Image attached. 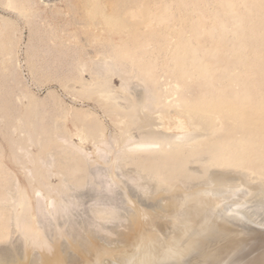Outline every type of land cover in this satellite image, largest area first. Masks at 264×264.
<instances>
[{
  "label": "bare ground",
  "instance_id": "bare-ground-1",
  "mask_svg": "<svg viewBox=\"0 0 264 264\" xmlns=\"http://www.w3.org/2000/svg\"><path fill=\"white\" fill-rule=\"evenodd\" d=\"M59 4L0 0V10L30 28L32 74L82 99L97 96L116 130L90 109L78 111L76 135L91 141L88 152L58 124L63 107L52 93L24 103L20 31L1 13L0 135L27 186L0 145V264L91 263L76 253L94 255L92 264L106 256L124 264H264V224L245 222L257 223L247 217L248 200L264 199V0ZM88 186L92 224L83 222L134 248L114 255L100 247L101 235L92 241L93 226L82 229L86 236L77 231L69 214ZM120 199L134 209L119 232L104 224L123 221ZM66 217L72 221L61 223Z\"/></svg>",
  "mask_w": 264,
  "mask_h": 264
},
{
  "label": "rangeland",
  "instance_id": "rangeland-1",
  "mask_svg": "<svg viewBox=\"0 0 264 264\" xmlns=\"http://www.w3.org/2000/svg\"><path fill=\"white\" fill-rule=\"evenodd\" d=\"M50 2L51 3H58V6H60V4H59V2H60V0H50ZM41 8H44L43 6L41 7ZM1 13H3L2 15L3 16H5V17H7V18H10L11 20H13L14 21V24L16 25H18V30L20 31V34H19V38H18V40H17V53H16V56H17V62H18V65L20 66V77H21V79H22V81L24 82V85H25V87H26V89L28 90V92H29V95H30V100H25V104H28L30 101H39V100H42V99H44V98H46L48 95H49V93H52V95L62 104V107H63V111H62V114H63V117L62 118H59L58 119V124L60 125V126H62V128L65 130V131H67V132H69L70 134H73L72 135V141L73 142H75V143H77V144H82L85 148H86V150L88 151V152H91V151H93V145H92V143H91V141L89 140V141H84V142H81V140H80V138L76 135V133H77V129H76V126H77V124H78V111H81V109H84V110H87V109H90L92 112H94L95 113V115L98 117V119L99 120H101V122L103 123V125L109 130V131H115L116 130V125L114 124V118L113 119H111L112 117H109V116H107L105 113H104V111L99 107V105H98V102H99V99H98V97L97 96H91L89 99H82L81 98V96L79 95V94H73V93H70V92H68V91H66L57 81H55L53 78H50V76H41V78L39 77V78H36L33 74H32V72H31V70L29 69V67H28V63H27V54H28V51H27V44H28V42H29V40H30V28H28V26L25 24V21H23V20H18L17 18H14L15 16H12L11 15V17H10V15H6V13H4V12H2L1 10H0V14ZM45 15H48V13L46 12L45 13ZM16 19V20H14V19ZM60 20V21H59ZM58 21V22H57ZM16 22V23H15ZM18 22V23H17ZM57 22V23H56ZM24 23V24H23ZM55 23V24H54ZM53 24L54 25H56V27L58 26V25H60L61 24V19H58V20H55V21H53ZM17 27V26H16ZM113 84H114V86H116L117 88H119L120 87V85H121V82H120V80H119V78H117V77H115L114 79H113ZM114 127V128H113ZM2 140V141H1ZM80 140V141H79ZM4 140H3V138H2V136L0 135V142H2V143H0V145L2 146V145H5L4 147H3V149L5 150L4 151V153H5V157H4V162L6 163V165L16 174V177L18 178V181H19V183H21L23 186H27V182H26V179H25V177H24V175L22 174V173H20L21 171H20V169L13 163L12 164V162H11V160L10 159H7V158H9V156H8V154H9V152L7 151L8 150V147H7V145H6V143L5 142H3ZM5 147H6V149H5ZM7 152V153H6ZM5 159H6V161H5ZM8 163V164H7ZM15 166V167H14ZM19 169V170H18ZM20 171V172H19ZM119 173V172H118ZM120 174V173H119ZM125 180V179H124ZM53 182H57L56 181V179H53ZM94 192V191H93ZM93 192H92V190H91V187L90 186H88V188L86 187L85 188V190H83V191H81V193H82V197H81V199H80V204H81V206H79L78 208H76V209H74L73 211H72V215L71 214H69L70 215V217H71V219H72V217H73V219L76 221V222H78V225H76L75 226V228L77 227V228H79V229H77V231L79 232V231H81L80 232V234H82L81 236H86V235H84V232H86V230L85 231H82V229L85 227V229H87V228H89V229H91L90 227H92L93 226V228H96V227H94V225H92V226H87V224L89 223V224H92L91 222H89L90 221V217H91V219H92V216H90L89 217V221L87 220V218H86V215H89V210H88V207L90 208V205H92L93 204V202L90 200L91 198H92V196L93 195H95V193L93 194ZM80 194V193H79ZM120 197V196H119ZM133 198V200H134V195L132 196ZM254 199V198H253ZM254 200H257V198H255ZM262 200H264V199H261V202H260V204H262V205H260V204H255V203H259V199H258V201H253V200H251V199H249L248 200V206H249V208L246 210V211H249V213H247V217L248 218H252V217H250L248 214H250V215H252L253 216V218H254V220H257V223H256V221H255V223H252L251 221H253V219H251L250 221H245L246 222V224L248 225L249 224V226L250 227H252V226H254V227H252V228H263L262 226H261V223H263L264 224V203H262V202H264V201H262ZM249 201H251L250 203L251 204H249ZM118 211H120L119 213H121V214H119V215H121V219L123 218V221L122 222H120V221H117L118 223H116V222H114V224H115V226L116 227H118L119 225V223H123L122 224V226H123V228H125L126 226H127V224L129 223L128 222V220L130 219V217L128 218V216L130 215L131 216V214H132V209H134V208H132L130 205H128V206H126V205H124L125 204V202L123 203V201H122V199H120V200H118ZM123 203V204H122ZM254 203V204H253ZM247 204H246V206L245 207H247ZM131 207V209H130V207ZM129 207V208H128ZM86 210H88V211H86ZM132 211V212H131ZM86 212H87V214H86ZM86 214V215H85ZM91 214V213H90ZM127 216V217H126ZM69 217V216H68ZM69 217V218H70ZM67 219V217H66V220L65 219H60V222L62 223L63 221H67V220H69V221H72V220H70V219ZM128 218V219H127ZM87 221H86V220ZM73 220V221H74ZM74 221V222H75ZM83 221H85V222H83ZM73 222V223H74ZM75 222V223H76ZM93 222V221H92ZM70 223H72V222H70ZM72 223V224H73ZM85 223V224H84ZM102 224L104 223V222H101ZM127 223V224H126ZM77 224V223H76ZM113 224V225H114ZM117 224V225H116ZM126 224V225H125ZM75 225V224H74ZM105 225V227H109V225H110V227L112 228V229H114V230H116V231H125V229H123L122 228V230H118L119 229V227H121V225L116 229V227H113V225H112V223L111 222H108V223H106V224H104ZM107 225V226H106ZM260 225V226H259ZM81 226V227H80ZM125 226V227H124ZM109 227V229H111ZM80 228H81V230H80ZM97 229V228H96ZM95 229V231L94 230H92L91 229V233H93V240L92 241H94L95 239L98 241L99 239H101L102 238V244L100 245V247H106V249L104 250V252H111L112 254H114V255H121L122 253H124V252H128L129 250H131L132 248H134V243H130V244H125V245H122V243L123 242H121L120 241V237L116 234H114V236H118V237H111V235H112V233H108L109 235H110V237L112 238V239H114L113 241H115V243H117V241H118V243L116 244V245H118V247L116 246V245H114L115 243H113V241H111V239L109 238V239H105L106 237H107V235H104L105 233H107L108 231H100V230H96ZM90 231V230H89ZM98 231H99V233H98ZM73 232V231H72ZM71 232V233H72ZM75 232V231H74ZM87 232H88V230H87ZM86 232V233H87ZM76 233V232H75ZM75 233H74V235L73 236H75ZM98 233V234H97ZM73 234V233H72ZM79 234V233H78ZM94 234H97V236L95 237L94 236ZM53 235V234H52ZM98 235H101L102 237L100 238ZM103 235H104V238H103ZM72 235L70 236L71 238L73 237ZM97 237H99V239H97ZM109 237V236H108ZM107 237V238H108ZM50 238H51V235H50ZM56 238V237H55ZM74 238V237H73ZM52 239V238H51ZM53 239H54V236H53ZM57 239V238H56ZM61 239H63V238H61ZM66 239V238H65ZM65 239H63V240H65ZM116 239H117V241H116ZM63 240H59L62 244H63ZM103 240L104 241H108L107 243H104L103 242ZM65 241H66V243H65ZM64 241V243L66 244L65 245V248H66V246L68 247V241H70V240H68V239H66ZM120 241V242H119ZM95 243H97L96 241H95ZM100 243V242H99ZM109 243H110V245H109ZM224 243V242H223ZM103 244H105V246L103 245ZM107 244V245H106ZM97 245H99V244H97ZM114 247H113V246ZM63 246H64V244H63ZM212 249V248H211ZM70 250V249H69ZM71 251V250H70ZM262 251H264V250H262ZM261 251V252H262ZM19 252V251H18ZM72 253V252H71ZM91 253L93 254V252H90L89 253V255H91ZM255 254H257L258 252H254ZM259 253H260V251H259ZM18 254V253H17ZM19 256L21 257L22 256V253H21V251L19 252ZM35 254H37L36 252L34 253V255ZM76 255H77V257H76V260H77V258L78 259H82V257H83V259L84 258H87L88 260H90L91 261V263L90 264H92L93 263V261L91 260V258L93 259L94 258V255H91L90 257L89 256H87L86 257V255H88V253H82V254H78V253H76ZM80 255V257H78ZM82 255V256H81ZM18 256V255H17ZM19 256H18V258H19ZM252 256H255L254 254H251L250 255V257H252ZM264 256V255H263ZM89 257V258H88ZM107 257V256H106ZM106 257H104L103 258V260L105 261V258ZM82 259V260H83ZM112 261H111V260ZM102 260V262L103 263H101V264H105V263H107V262H109L110 264H124V263H121L120 261H114L112 258H110V257H107L106 258V261L104 262ZM109 260V261H108ZM114 261V262H113ZM247 260H242V261H237V262H235L234 264H249L250 262H246ZM108 263V264H109ZM26 264H27V262H26Z\"/></svg>",
  "mask_w": 264,
  "mask_h": 264
}]
</instances>
